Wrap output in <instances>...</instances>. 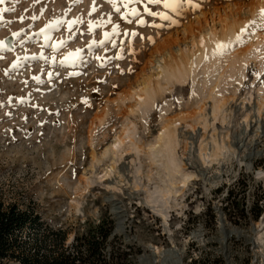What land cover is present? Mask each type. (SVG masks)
I'll list each match as a JSON object with an SVG mask.
<instances>
[{
    "label": "rangeland",
    "instance_id": "rangeland-1",
    "mask_svg": "<svg viewBox=\"0 0 264 264\" xmlns=\"http://www.w3.org/2000/svg\"><path fill=\"white\" fill-rule=\"evenodd\" d=\"M263 1L0 0L2 198L68 241L111 221L136 264H264V202L249 213L264 190ZM231 17L243 42L166 86L161 56L195 53L194 35ZM147 81L166 86L149 107ZM165 129L171 171L154 152Z\"/></svg>",
    "mask_w": 264,
    "mask_h": 264
},
{
    "label": "trees",
    "instance_id": "trees-1",
    "mask_svg": "<svg viewBox=\"0 0 264 264\" xmlns=\"http://www.w3.org/2000/svg\"><path fill=\"white\" fill-rule=\"evenodd\" d=\"M2 195L0 189V261L15 264H136L130 258L131 248L117 242L116 236L112 235L111 221L102 220L86 233L76 234L68 241V231L50 226L34 205L22 207L17 202L5 201ZM238 196L232 190L227 192L231 204ZM253 198L249 213L257 220L263 213L259 203L264 202V190L255 193ZM234 209L240 211L237 203ZM192 264L206 262L200 254Z\"/></svg>",
    "mask_w": 264,
    "mask_h": 264
},
{
    "label": "bare ground",
    "instance_id": "bare-ground-1",
    "mask_svg": "<svg viewBox=\"0 0 264 264\" xmlns=\"http://www.w3.org/2000/svg\"><path fill=\"white\" fill-rule=\"evenodd\" d=\"M262 9H264V1L259 2L255 8L251 10L250 16L255 18L257 15L261 14ZM219 26L220 29L218 30L212 26L206 30L200 31L198 35H194L193 41L197 50L195 53L189 52L184 54L182 51H179V55L177 56V54L173 55V53L169 51V53L166 54L167 58L161 56L163 64L158 62V65H160L158 67L161 69L158 74L162 75L166 86L173 82L185 83L193 70L198 68L201 64L210 66L215 65L218 59L237 41V36L240 34L241 29H245L246 22L243 19H234L231 17L230 19L227 18L221 21ZM250 55L251 52L249 49L240 55L239 64L241 67L246 65ZM149 81L140 84L141 88L137 91V95L143 99L142 104L148 107L154 104L158 93L166 87L164 83V86H162L159 81ZM171 143V134L168 129H165L157 137L156 144L158 148L154 151L157 155H161L164 168L167 171L170 170L168 163L172 155V152L169 150Z\"/></svg>",
    "mask_w": 264,
    "mask_h": 264
},
{
    "label": "snow or ice",
    "instance_id": "snow-or-ice-1",
    "mask_svg": "<svg viewBox=\"0 0 264 264\" xmlns=\"http://www.w3.org/2000/svg\"><path fill=\"white\" fill-rule=\"evenodd\" d=\"M149 3L151 4H159L160 3V0H149ZM179 3V0H171V3H169V0H165V6L166 7H173V10H175V6ZM261 18L264 19V9L261 10ZM164 19H167V17H164ZM174 23V21H173ZM249 25H246L245 26V29L248 28ZM245 29H241L240 31V34L237 36V43H242L243 40H242V37L245 36ZM4 45H5V41L3 40H0V51H3L4 50ZM8 50H11V49H8ZM78 51L77 50V54H78ZM69 56H73L72 53L69 54ZM35 58V57H33ZM25 59H27V57H25ZM13 67H18L17 64H14Z\"/></svg>",
    "mask_w": 264,
    "mask_h": 264
}]
</instances>
